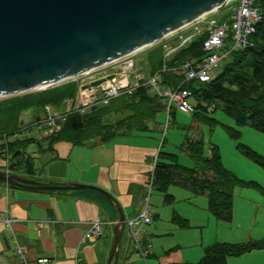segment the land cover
I'll use <instances>...</instances> for the list:
<instances>
[{"label": "crops", "instance_id": "0c3cea01", "mask_svg": "<svg viewBox=\"0 0 264 264\" xmlns=\"http://www.w3.org/2000/svg\"><path fill=\"white\" fill-rule=\"evenodd\" d=\"M175 110L191 114L175 106L168 119L172 123ZM154 122H146L147 129L143 131L133 130L107 140L92 139L83 143L67 139L48 142L47 134L28 135L35 141L26 146L32 165L17 170L9 168L8 152L2 144L0 171L37 182L48 179L94 186L109 193L113 204L103 194L106 201L89 188L35 191L0 183V264H40L36 261L38 258H47L43 264H106L118 219L113 205L120 208L124 221L135 216L144 202L150 212V222L142 225L140 241L141 248L149 244L145 258L132 246L123 224L116 255L109 264H199L206 249L214 243L264 239V188L258 185L259 191H253V187L242 188L245 196L241 192L234 194L233 187L231 216L227 222L209 212L205 194L169 184L165 189L169 196L165 199L163 192L151 186L155 162L174 161L184 167L192 166L182 143L186 136H196L202 125L191 117L189 125L180 126L184 132L176 146L178 152H168L163 150L164 134L158 138L161 123L157 117ZM19 133L20 130L18 138ZM204 150L207 153V148ZM179 155L186 156L188 163L183 160L179 163ZM223 167L232 172L227 166ZM257 215L259 221L255 226ZM3 218L10 221L4 223ZM94 219L101 222V231L89 239L84 233ZM223 264H264V247L226 255Z\"/></svg>", "mask_w": 264, "mask_h": 264}, {"label": "trees", "instance_id": "16d2710c", "mask_svg": "<svg viewBox=\"0 0 264 264\" xmlns=\"http://www.w3.org/2000/svg\"><path fill=\"white\" fill-rule=\"evenodd\" d=\"M254 3L260 9L261 17L255 25L254 33L250 36V45L231 52L228 58H224L225 61L221 60L223 63L216 66L214 76L208 81H184L181 71H172L173 67L178 69L186 60L197 59L202 55L200 46L204 38L203 32L196 34L188 43L179 46L167 55H164L165 45L175 46L180 34L170 37L165 42L155 44L143 55L142 64L145 73L146 71L148 74L155 73L160 85L172 88L178 86L188 91V100L192 105L191 117L199 124L214 126L217 121L209 116V113L218 108L229 116L235 125L246 124L264 133V0H254ZM73 87V82L61 83L40 91L0 98V135H12L10 133L16 130L17 117L21 111L39 109L45 103L55 105L65 98H70L73 95ZM148 87L141 84L131 92L123 91L112 98L113 100L120 99L118 104H113L111 100L110 105L92 114L80 115L78 112L67 114L59 129L50 132L45 138L48 142L67 139L74 143H83L92 139L107 140L133 130H146V122L155 123V115L162 111L165 102L163 97L149 92ZM125 97H129L127 103H124ZM153 97L156 98L154 103L152 102ZM209 106L212 109L207 111ZM126 108L130 110V114L116 124L100 122L102 114ZM174 108L175 105L169 106V118L173 115ZM225 127L229 135L234 138L238 136L237 129ZM32 143L35 144L32 137L15 138L6 143L10 169L17 170L32 165L26 152V146ZM237 147L264 168L263 157L240 143ZM204 148L201 136L198 134L194 137L186 136L182 149L192 160V166L184 167L174 161L171 163L155 162L151 174V186L163 192L165 199L169 196L165 193L169 184L184 186L192 193L205 194L209 212L216 219L227 222L231 216L233 187L238 184L257 187V184L244 183L224 168L215 144L208 143L207 153ZM41 182L54 185L64 184L61 181L48 179H42ZM89 189L105 200L100 191ZM47 191L55 190L47 189ZM262 247H264V239L242 243H214L206 249L199 264H223L226 255H239Z\"/></svg>", "mask_w": 264, "mask_h": 264}, {"label": "water", "instance_id": "95a60500", "mask_svg": "<svg viewBox=\"0 0 264 264\" xmlns=\"http://www.w3.org/2000/svg\"><path fill=\"white\" fill-rule=\"evenodd\" d=\"M225 0H0V98L38 90L154 43L219 7ZM10 187L32 190L93 188L46 184L0 171ZM113 227L106 264L116 255L123 226Z\"/></svg>", "mask_w": 264, "mask_h": 264}, {"label": "rangeland", "instance_id": "374dc122", "mask_svg": "<svg viewBox=\"0 0 264 264\" xmlns=\"http://www.w3.org/2000/svg\"><path fill=\"white\" fill-rule=\"evenodd\" d=\"M221 12H223L221 10ZM210 13V12H208ZM212 12L208 15H211ZM207 16V15H206ZM216 17V15H215ZM221 19L223 21L228 20V15L222 13ZM202 21L203 18H198L191 23L186 24L185 26L167 34L160 40L151 43L149 45H146L140 49L135 50L132 53L123 55L115 60H112L111 62H108L104 65L95 67L90 70L87 74L81 73L74 75L72 77H69L59 83L47 86L42 89L38 90H32V91H40L43 89H46L48 87H52L58 84L73 82V95L69 98H65L61 101H59L57 104L53 105L51 103H45L41 108L35 109V110H25L21 111L18 114V126L16 130L12 131V135H4L1 134L4 137V140H1L0 138V146L2 144L5 145L9 141H13V139L18 138L15 134L19 132V138L21 137H28V135L35 136V137H42L43 135L49 134L52 131H55L59 129L61 123L64 121V118L67 114L78 112L80 115L85 114H92V112L97 111L101 109L102 107H105L107 105H110V101L113 100L112 98L108 99L107 101L103 100L102 98V92L99 89L98 85L105 79H111L113 78V74L116 72H119V69L123 70L124 62L127 60H131L132 63L135 64V62H138L136 64V67L139 65L141 66V72L145 73L144 65L142 64V58L143 55L150 49L152 46L159 42H165L166 40L170 39V37H173L178 34L186 33V32H192V28L196 26L199 31H201L202 28ZM228 58V57H227ZM224 59L223 61H225ZM223 61L219 62V64L223 63ZM132 69L129 71L134 72V67L132 65ZM127 69V68H126ZM126 69L124 71H126ZM179 69L172 68V71H177ZM171 71V70H170ZM215 72V71H214ZM103 74L102 78H96L95 80L91 82H86V79L88 75H94L93 77H99ZM155 74V73H154ZM145 75H153L148 74L147 71ZM132 78L129 79V82L131 83ZM146 85V84H144ZM147 86V85H146ZM133 90V89H132ZM130 88L127 90V92L132 91ZM29 91V92H32ZM92 91L93 94L88 95V92ZM148 91L153 93L155 96L161 97L158 95V93L153 90L151 87H148ZM27 93V92H24ZM23 94V93H20ZM19 95V94H16ZM87 96V97H86ZM4 98V97H3ZM152 102L156 101V98ZM163 100L165 101V98L163 97ZM120 101V99H114L113 104ZM129 101V97L124 98V103H127ZM47 107V109H45ZM175 119L173 120V123L168 121L166 123L165 121V114L161 111L158 112L155 116L157 117L161 127L160 133H158V138L160 139V134H164V149L168 152H178V149H176L177 144L182 138V134L184 132V129L180 126H187L191 123V114H185L180 111L175 110ZM130 114V110L128 108L119 110L116 112H108L105 114H102L100 116V122L102 124H116L119 120H123L127 117V115ZM209 116L213 117L217 122L212 127H208L206 124H202L201 131L198 130V135H202V138L204 140V147L208 148V143H213L218 147L219 155H220V161L223 163L224 166H227L228 169H230L232 174H234L239 180L246 182H254L259 187L264 188V170L258 166L256 162L251 160L248 156H246L241 149H239L238 143L244 145L245 147L249 148L250 150L256 152L261 157L264 158V133L260 132L259 130L255 129L252 126L249 125H235L232 121V119L225 115L220 109H215L209 113ZM233 127L238 130V136L236 138L229 135L226 131V127ZM200 128V127H199ZM198 128V129H199ZM9 134V133H8ZM189 134H192L189 131ZM157 138V140H159ZM156 140V141H157ZM172 150V151H169ZM176 150V151H173ZM3 149H0V153H4ZM179 163L183 160V162L188 163V158L178 156ZM189 165V164H187ZM235 193H242L243 196L246 195V192L242 188H252V187H245L241 184L236 185L235 187ZM253 191H259V188L256 186H253ZM258 218L259 215H257L255 220V226L258 224ZM254 230V229H253ZM252 230V232H253ZM131 242V241H130Z\"/></svg>", "mask_w": 264, "mask_h": 264}, {"label": "built area", "instance_id": "2783aa9c", "mask_svg": "<svg viewBox=\"0 0 264 264\" xmlns=\"http://www.w3.org/2000/svg\"><path fill=\"white\" fill-rule=\"evenodd\" d=\"M221 10L223 12H221ZM209 12H212V14L208 15L210 13L207 12L198 17L203 18L201 23L203 29L201 31L194 26L192 32L178 35V42L175 46L165 45L164 47V55H167L179 46L188 43L196 34L201 32L204 33V38L200 46L202 55L197 59L186 60L178 68L182 73L184 81L194 80L204 82L210 80L214 76V69L221 60L226 58L231 52L238 51L250 45V36L254 33L255 25L261 17L260 9L255 5L254 0H225L219 7ZM222 13L228 15L227 21L221 19ZM137 63L138 62H135V64L132 63L130 59L125 61L123 70L120 68L119 72L113 74V78L105 79L98 85L102 92L103 100L107 101L121 92L127 91L129 88L132 90L141 84H146L155 90L159 96L165 98L166 123L169 119L170 105L192 111V105L188 100V91L178 86L172 88L160 85L157 75H143L141 66L139 65L136 67ZM132 65L134 67V72L129 73L132 69ZM125 69L126 71H124ZM88 72H90V70L84 73L87 74ZM104 75L106 76L107 74H103L99 77L88 75L86 82H91L96 78H102ZM131 78L132 81L130 83L129 79ZM91 94H93V92L89 91L88 95ZM45 109H47V107H45ZM211 109L212 107L209 106L206 110L210 111ZM0 138L4 140L2 135H0ZM2 221L8 223L10 219L3 218ZM149 222L150 212L146 202H144L143 207L135 216L123 221L127 236L142 259L145 258L149 248V244H146L143 248L140 247L143 231L142 225ZM100 231L101 222L98 219H94L88 223L84 236L92 239L98 236ZM36 261L37 263L43 264L47 262V258H38Z\"/></svg>", "mask_w": 264, "mask_h": 264}, {"label": "bare ground", "instance_id": "6f19581e", "mask_svg": "<svg viewBox=\"0 0 264 264\" xmlns=\"http://www.w3.org/2000/svg\"><path fill=\"white\" fill-rule=\"evenodd\" d=\"M142 48V47H141ZM138 49H140V48H138ZM137 50V49H136ZM135 51V50H134ZM104 65V64H103Z\"/></svg>", "mask_w": 264, "mask_h": 264}, {"label": "flooded vegetation", "instance_id": "af4514ba", "mask_svg": "<svg viewBox=\"0 0 264 264\" xmlns=\"http://www.w3.org/2000/svg\"><path fill=\"white\" fill-rule=\"evenodd\" d=\"M4 173H7V171L6 172L4 171Z\"/></svg>", "mask_w": 264, "mask_h": 264}]
</instances>
